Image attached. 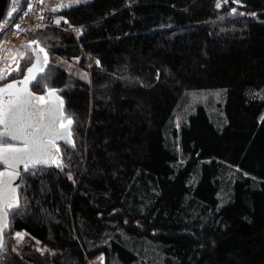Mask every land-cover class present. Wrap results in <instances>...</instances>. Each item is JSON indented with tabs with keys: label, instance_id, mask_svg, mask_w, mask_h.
<instances>
[{
	"label": "trees",
	"instance_id": "1",
	"mask_svg": "<svg viewBox=\"0 0 264 264\" xmlns=\"http://www.w3.org/2000/svg\"><path fill=\"white\" fill-rule=\"evenodd\" d=\"M28 3L10 0L0 38ZM58 14L79 37L60 25L28 37L95 63L88 79L50 63L35 75L34 92L61 96L73 141L61 167L21 171L0 264H130L122 233L162 245L168 264H264V0H87ZM207 90L225 94L222 130L202 105L169 127L181 97ZM225 166L246 176L221 204ZM15 231L32 238L18 251Z\"/></svg>",
	"mask_w": 264,
	"mask_h": 264
},
{
	"label": "rangeland",
	"instance_id": "2",
	"mask_svg": "<svg viewBox=\"0 0 264 264\" xmlns=\"http://www.w3.org/2000/svg\"><path fill=\"white\" fill-rule=\"evenodd\" d=\"M84 1L87 0H45L46 8L43 9V12L46 11V14L42 16L44 19L43 22L38 25L32 24L30 29L26 30V32H23L20 29L11 28L4 33V35L0 38V76L4 77L3 79H0V82H2L3 85L2 88L11 83L9 80L17 75L20 70L21 72L19 73V76L22 75V71H24L26 65H29L30 63L33 65L37 54L41 59V66L38 69L39 71L41 67L44 69L47 64L51 63L66 70L70 74L80 77L81 79H88L90 77L89 69L91 65L95 63V59L87 53H83L81 57L67 58L56 54L54 51L43 47L39 43H35L28 37V33H31L34 30H39L44 25H60L75 35L76 38L79 37L81 27L64 22L63 16L58 13L63 8L76 5ZM48 16L52 18V21H48L46 19ZM57 21H59V23H57ZM40 49H43L44 51L40 52ZM82 59L87 68L82 67ZM24 64L25 66H23ZM17 67L19 70H17ZM36 96L48 97V92L41 95L36 94ZM224 96L225 94L222 90H207L185 94L181 97L180 104L175 110L174 117L171 120L169 127H176L177 129H180V127L188 120V116L194 112L195 108L198 105H202L206 108L211 121L219 130H222L225 125L223 111ZM4 98L7 100L11 97L4 95ZM169 142L170 146H174L176 144L174 137H170ZM3 171H5L4 166L0 165V172ZM242 176L244 177L246 175H240L239 171L232 166H225L224 170L221 171L220 185L217 192V196L219 197V202L221 204H228L231 201L232 184L237 178ZM18 233L21 235L18 236ZM11 235V239L13 240L12 247L16 251L25 246V243L28 240H32V238H30L25 231H15ZM122 239L125 246L137 256L134 261H129L128 263L168 264V262H166L167 255L164 253L162 245L145 238H135L124 233H122ZM35 241L38 243L37 240ZM33 246L35 247V245ZM36 248L37 247L34 249ZM87 264L105 263L102 254L97 253L89 257ZM111 264L122 263L118 259H113L111 260Z\"/></svg>",
	"mask_w": 264,
	"mask_h": 264
},
{
	"label": "snow or ice",
	"instance_id": "3",
	"mask_svg": "<svg viewBox=\"0 0 264 264\" xmlns=\"http://www.w3.org/2000/svg\"><path fill=\"white\" fill-rule=\"evenodd\" d=\"M19 27L17 25V29ZM35 68L36 65L28 68L25 78L18 82L25 87L19 88L17 83H9L0 88V128L3 129L0 131V165L12 170L0 172V224L5 227L7 209L18 206L16 188L13 186V181L20 176L18 166H23V171L39 164L52 163L61 167L57 159L59 148L56 141L70 135L65 125L57 128L61 120L67 119L69 125L72 120L62 115V100H58V103L51 101L50 97L55 96L54 90H48V97L34 96L28 91L26 86L35 79ZM40 71H43L42 67ZM3 78L0 76V79ZM13 89L16 91H10ZM4 95L14 98L3 100Z\"/></svg>",
	"mask_w": 264,
	"mask_h": 264
},
{
	"label": "flooded vegetation",
	"instance_id": "4",
	"mask_svg": "<svg viewBox=\"0 0 264 264\" xmlns=\"http://www.w3.org/2000/svg\"><path fill=\"white\" fill-rule=\"evenodd\" d=\"M9 2H10V0H8V4H7V8H6V12H8V10L11 8V6L12 5H10V7H9ZM6 12H5V15H4V18H5V16H6ZM4 24V19H3V21H2V23H1V26ZM51 64V63H50ZM23 66H25V64L23 65ZM31 66H32V64L30 63L29 65H26V67H25V69H24V71H22V75H20L19 76V73L21 72V70H20V72H18L17 73V75H15L13 78H11V80H9V81H11V83H17L18 84V82L19 81H22L24 78H25V76H26V73H27V70H28V68H31ZM35 72H36V70L34 71V73H33V75H35ZM34 79L33 80H30L29 81V83L27 84V89L28 90H30L32 93H33V95L34 96H36V94L38 95H41V94H45L46 92H48V90L49 89H51V90H54V92H55V96H52V97H50V99H51V101L53 102V103H58V99H57V97L59 98V100H62V98H61V96L59 95V93H58V91L56 90V89H54V88H46V90L43 92V93H36V92H34L35 90H34ZM2 83H1V85H0V88H2ZM18 87L19 88H23V87H25L24 85H20V84H18ZM12 92H15L16 90L15 89H13V90H11ZM11 98H14V97H11ZM3 100H5V98H4V96H3V98H2ZM63 101V100H62ZM42 107H43V105H42ZM62 115L64 116V117H66V118H69V117H67V115H66V113H65V110H64V103L62 104ZM61 124H63V125H65L69 130H70V135L66 138V139H61V140H57L56 141V144H57V146H58V148H59V153H58V162L62 165V162H61V160H60V145H61V143L62 142H70V143H72V141H73V137H72V131H71V124L69 125L68 123H67V119H63V120H61L60 121V123L59 124H57V128H60V125ZM3 129L2 128H0V131H2ZM61 131H63V129L61 128L60 129ZM49 164H52V163H49ZM53 165H56V164H53Z\"/></svg>",
	"mask_w": 264,
	"mask_h": 264
},
{
	"label": "built area",
	"instance_id": "5",
	"mask_svg": "<svg viewBox=\"0 0 264 264\" xmlns=\"http://www.w3.org/2000/svg\"><path fill=\"white\" fill-rule=\"evenodd\" d=\"M46 8L45 0H29L28 6L25 11H23L15 21H13L5 31L4 33L9 29H17V25H19V29L23 32H26V30L30 29V27L33 25H38L39 23L43 22V15L46 14V11L43 12V9ZM50 16V15H49ZM46 17L48 21H52V18ZM82 28V27H81ZM72 29V28H71Z\"/></svg>",
	"mask_w": 264,
	"mask_h": 264
},
{
	"label": "water",
	"instance_id": "6",
	"mask_svg": "<svg viewBox=\"0 0 264 264\" xmlns=\"http://www.w3.org/2000/svg\"><path fill=\"white\" fill-rule=\"evenodd\" d=\"M7 4H8V0H0V27H1V23L4 19V15H5V12H6V8H7ZM37 54V53H36ZM40 57L39 55L37 54L35 56V59H34V64L33 65H36V72H35V75L37 73H39L40 71L38 70L39 67L41 66L40 64ZM33 65L31 66V68L33 67ZM34 70V71H35ZM27 75V73H26ZM34 75V76H35ZM30 91V90H28ZM31 92V91H30ZM32 93V92H31ZM33 94V93H32ZM4 170L6 171H12L11 169H7L5 166H4ZM23 170V166H18V169L17 171H20V176H18L14 181H13V186L16 188L17 187V184L19 183L20 179H21V171ZM8 210V209H7ZM7 224H8V216H7ZM7 228V226H3V224H0V250L3 246V243H4V230Z\"/></svg>",
	"mask_w": 264,
	"mask_h": 264
},
{
	"label": "crops",
	"instance_id": "7",
	"mask_svg": "<svg viewBox=\"0 0 264 264\" xmlns=\"http://www.w3.org/2000/svg\"><path fill=\"white\" fill-rule=\"evenodd\" d=\"M36 47V46H35Z\"/></svg>",
	"mask_w": 264,
	"mask_h": 264
}]
</instances>
